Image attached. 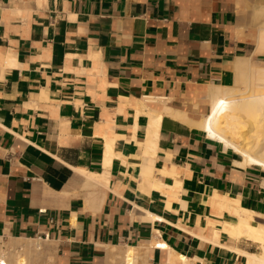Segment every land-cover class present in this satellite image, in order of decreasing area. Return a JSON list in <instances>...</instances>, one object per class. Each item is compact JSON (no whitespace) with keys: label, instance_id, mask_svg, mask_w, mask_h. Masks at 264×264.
<instances>
[{"label":"crops","instance_id":"crops-1","mask_svg":"<svg viewBox=\"0 0 264 264\" xmlns=\"http://www.w3.org/2000/svg\"><path fill=\"white\" fill-rule=\"evenodd\" d=\"M261 4L0 0V263L262 264L264 168L195 125Z\"/></svg>","mask_w":264,"mask_h":264},{"label":"bare ground","instance_id":"bare-ground-1","mask_svg":"<svg viewBox=\"0 0 264 264\" xmlns=\"http://www.w3.org/2000/svg\"><path fill=\"white\" fill-rule=\"evenodd\" d=\"M260 11L264 13V6H262ZM263 51L264 33H260L254 53H264ZM258 68L260 70H256ZM234 70L236 79L233 85L209 86L208 100L211 106L210 111L195 125L203 129L209 137L223 143L226 148L238 152L242 157L240 165L257 164L264 168V138H258L260 133L263 135L262 132L264 131V113H262L263 115L257 113L259 109H262L264 112V84H255L253 78L260 76L264 82V65L252 63L249 58L239 59L234 64ZM235 84L244 85L248 91H238L234 87ZM241 229L238 230L240 235L248 237H255L257 235L255 232ZM154 244L155 242L152 243V245ZM23 245H29L28 247L34 249L39 248L38 243L33 240H26ZM28 247L27 249H23L22 247V251L30 249ZM139 253V248L126 246L123 251L118 253L121 264H136L135 258L137 259L136 256ZM247 256L248 258L255 259L258 263L264 264L263 260L250 255ZM25 263L26 258L19 257L15 264ZM250 264L252 263L250 262Z\"/></svg>","mask_w":264,"mask_h":264},{"label":"rangeland","instance_id":"rangeland-1","mask_svg":"<svg viewBox=\"0 0 264 264\" xmlns=\"http://www.w3.org/2000/svg\"><path fill=\"white\" fill-rule=\"evenodd\" d=\"M259 6H264V4H261V5H259ZM254 23H255V25L256 26H258V27H260L261 26V32L260 33H264V13H262V17L261 16H257V14L255 15L254 14ZM256 70H260V68H258V69H256ZM258 72V71H257ZM254 78V83L255 84H258V85H263L264 84V82H263V79L260 77V76H255V77H253ZM235 89H237L238 91H240V92H243V91H248V89H247V87H244V85H242V84H235ZM252 91H253V89H252ZM210 103V102H209ZM196 105L194 106L195 107V111H198L199 109L198 108H200V106H201V108H203V110H202V113L201 114H205L206 112L204 111V106L205 105H207V103H206V101H201V104L199 103V102H197V103H195ZM211 107V106H210ZM257 113L258 114H262V113H264L263 112V110L262 109H259L258 111H257ZM263 115V114H262ZM240 123H242V122H240ZM263 133V135L260 133V135L258 136V138H261V137H263L264 138V131L262 132ZM20 254V258L21 257H25V251L24 252H22V254L21 253H19Z\"/></svg>","mask_w":264,"mask_h":264},{"label":"built area","instance_id":"built-area-1","mask_svg":"<svg viewBox=\"0 0 264 264\" xmlns=\"http://www.w3.org/2000/svg\"><path fill=\"white\" fill-rule=\"evenodd\" d=\"M0 264H3V262H2V263H0Z\"/></svg>","mask_w":264,"mask_h":264}]
</instances>
